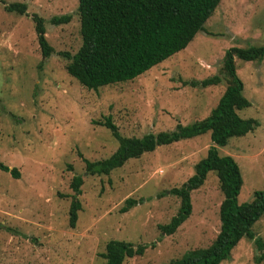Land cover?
<instances>
[{"label": "rangeland", "instance_id": "obj_1", "mask_svg": "<svg viewBox=\"0 0 264 264\" xmlns=\"http://www.w3.org/2000/svg\"><path fill=\"white\" fill-rule=\"evenodd\" d=\"M2 1L0 163L16 168L19 177L0 168V264H103L109 240L145 246L142 255L122 264H168L210 245L220 228L223 198L213 170L191 191L192 211L177 230L167 235L159 228L178 210L179 198L169 190L185 183L206 157L209 131L159 145L108 174L90 175L85 160L107 159L117 149L110 130L97 123L108 116L127 137L169 132L206 118L229 83L222 67L225 51L264 44V0H220L184 49L132 80L97 90L69 75L59 54H73L81 45L78 0ZM13 2L25 3L26 11L5 9ZM33 14L44 19L53 47L48 57L39 48ZM63 14H71L69 22L49 21ZM234 61L250 102L237 113L258 125L216 147L239 165L241 204L264 189V55ZM213 75L220 83L193 84ZM79 175L80 208L71 226V181ZM127 197L138 203L120 212ZM251 231L264 241V213ZM259 252L253 239L242 237L220 264H264L255 260Z\"/></svg>", "mask_w": 264, "mask_h": 264}, {"label": "trees", "instance_id": "obj_2", "mask_svg": "<svg viewBox=\"0 0 264 264\" xmlns=\"http://www.w3.org/2000/svg\"><path fill=\"white\" fill-rule=\"evenodd\" d=\"M2 1V0H0ZM3 2V1H2ZM220 0H78L76 13L79 18L81 45L71 54L60 52L66 60L65 69L83 87L98 88L132 80L151 67L184 49L196 33L204 29V23L213 13ZM5 9L24 13L26 4L13 2ZM37 42L43 56L53 53L46 38L44 19L33 14ZM71 14L53 16L52 24L67 23ZM264 44L249 47H231L225 51L222 67L228 77L223 94L210 114L189 125L178 124L173 131L147 133L141 137L122 136L110 116L98 124L108 128L118 146L107 159L85 160V170L90 175L108 174L122 166L128 159L137 158L157 146L190 138L205 132L210 133L212 145L207 155L195 165L194 173L179 187L169 193L179 198L176 214L167 224L159 225L164 234H173L189 217L192 211L191 191L199 188L209 171H215L223 198L219 204L220 228L210 245L185 253L168 264H220L228 259L231 250L242 237L253 239L259 249L257 262H264V241L254 237L253 223L264 213V189L254 192L252 200L237 203L242 185L239 165L231 155H220L216 146H224L229 137L242 136L258 125L253 118H241L237 110L250 105L244 97L243 83L236 73L235 58L250 61L261 59ZM218 75L194 81L204 86L220 83ZM0 168L19 177L16 168L9 169L0 163ZM82 177L74 176L71 188L74 192L69 207L70 225L77 219ZM138 200L127 197L120 212H126ZM145 246L133 245L125 240H109L101 256L103 264H122L125 259L142 255Z\"/></svg>", "mask_w": 264, "mask_h": 264}]
</instances>
